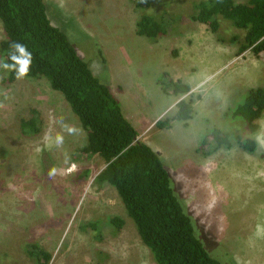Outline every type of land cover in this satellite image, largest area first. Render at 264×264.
<instances>
[{
  "label": "rangeland",
  "instance_id": "rangeland-1",
  "mask_svg": "<svg viewBox=\"0 0 264 264\" xmlns=\"http://www.w3.org/2000/svg\"><path fill=\"white\" fill-rule=\"evenodd\" d=\"M47 1L53 24L163 159L209 253L222 264H264V112L255 133L227 117L243 92L264 87V52L239 53L227 38L242 31L227 21L216 33L195 20L200 0H152L143 8L132 0ZM142 14L171 20L167 34L140 35ZM7 73L0 68V264H34L28 242L51 253L49 264H157L115 187L97 181L106 162L82 151L87 133L64 96L45 78L5 82ZM164 73L190 92H164ZM182 100L194 102L192 117L159 127ZM237 134L254 138L256 150L242 148ZM226 135L230 147L200 151L205 137L211 149ZM113 217L123 224L109 223Z\"/></svg>",
  "mask_w": 264,
  "mask_h": 264
},
{
  "label": "trees",
  "instance_id": "trees-1",
  "mask_svg": "<svg viewBox=\"0 0 264 264\" xmlns=\"http://www.w3.org/2000/svg\"><path fill=\"white\" fill-rule=\"evenodd\" d=\"M132 1L138 8L152 2ZM49 10L47 0H0V20L6 35L0 41V60L11 63L9 55L14 52L11 47L14 42L27 47L32 63L25 77L45 78L64 96L87 133L82 151L97 154L106 162L97 181L115 187L157 264H222L196 234L193 218L175 192L163 159L150 145L139 140V132L125 116L120 100L110 86L94 74L67 32L53 24ZM194 19L216 33L221 29V20L227 21L242 31L227 38L238 46L239 53L252 50L259 55L264 52V0H200L195 4ZM166 21L172 24L169 19L142 14L137 22L138 33L156 40L167 34ZM7 72L3 80L14 82L16 73ZM160 84L167 94L181 95L191 90L189 84L165 73ZM193 104L191 100L180 101L176 113L158 121L157 125L166 127L172 120L190 119ZM263 112L264 87L259 86L243 92L227 117L255 133ZM225 137L219 144L212 141L211 149L205 137L200 151L211 154L221 146L230 147L231 142L227 135ZM235 137L245 150H256L254 138L240 134ZM108 222L117 227L123 224L117 217ZM24 252L34 264H49L52 258L51 253L36 242H28Z\"/></svg>",
  "mask_w": 264,
  "mask_h": 264
},
{
  "label": "clouds",
  "instance_id": "clouds-1",
  "mask_svg": "<svg viewBox=\"0 0 264 264\" xmlns=\"http://www.w3.org/2000/svg\"><path fill=\"white\" fill-rule=\"evenodd\" d=\"M11 47L14 49V52L10 53L8 61L0 60V68L5 71H14L16 73L17 79H22L27 76L31 63H32V54L27 50V47L20 43H13ZM67 131L72 133L75 129L68 127ZM56 144L59 146L63 143V136L57 135L55 138ZM55 169L52 170L51 174H54Z\"/></svg>",
  "mask_w": 264,
  "mask_h": 264
}]
</instances>
